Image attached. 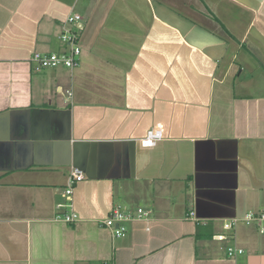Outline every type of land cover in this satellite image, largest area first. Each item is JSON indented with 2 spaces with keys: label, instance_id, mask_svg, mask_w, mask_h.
I'll use <instances>...</instances> for the list:
<instances>
[{
  "label": "crops",
  "instance_id": "0c3cea01",
  "mask_svg": "<svg viewBox=\"0 0 264 264\" xmlns=\"http://www.w3.org/2000/svg\"><path fill=\"white\" fill-rule=\"evenodd\" d=\"M263 209L264 0H0V264H264Z\"/></svg>",
  "mask_w": 264,
  "mask_h": 264
},
{
  "label": "built area",
  "instance_id": "2783aa9c",
  "mask_svg": "<svg viewBox=\"0 0 264 264\" xmlns=\"http://www.w3.org/2000/svg\"><path fill=\"white\" fill-rule=\"evenodd\" d=\"M83 26V18L78 13L68 15L61 23V32L59 35L60 41L64 45V49L60 52H34L30 60L35 63V68L41 70L44 68H53L57 66H64L66 68H74L78 64L81 47L79 45V35ZM162 137L159 127L149 129L140 140L144 146H152L155 142ZM84 178V173L78 167H72L68 174L67 183L62 191L63 197L66 200V205L71 207V195L73 193L74 185ZM191 216L194 212L189 213ZM148 213L142 208L136 209V216L127 210L114 208L109 216L103 220V225L112 231L114 237L124 236L127 228L125 222L133 219L134 217L140 219L147 217ZM78 218L77 214L70 209L62 216L65 222H74ZM244 223H256L258 230L264 232V209L258 212H248L243 218ZM235 219H230L224 223L225 228H230L234 225ZM241 249L227 248L228 256H234L236 253H241Z\"/></svg>",
  "mask_w": 264,
  "mask_h": 264
}]
</instances>
